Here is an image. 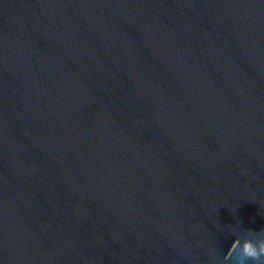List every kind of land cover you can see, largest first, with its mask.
<instances>
[{
  "label": "water",
  "instance_id": "water-1",
  "mask_svg": "<svg viewBox=\"0 0 264 264\" xmlns=\"http://www.w3.org/2000/svg\"><path fill=\"white\" fill-rule=\"evenodd\" d=\"M264 232V0H0V264H213Z\"/></svg>",
  "mask_w": 264,
  "mask_h": 264
},
{
  "label": "clouds",
  "instance_id": "clouds-1",
  "mask_svg": "<svg viewBox=\"0 0 264 264\" xmlns=\"http://www.w3.org/2000/svg\"><path fill=\"white\" fill-rule=\"evenodd\" d=\"M231 248L222 257L214 255L213 264H264V232L232 231Z\"/></svg>",
  "mask_w": 264,
  "mask_h": 264
}]
</instances>
